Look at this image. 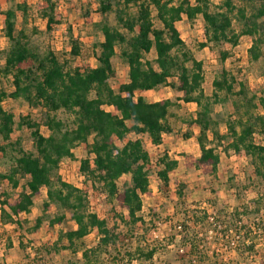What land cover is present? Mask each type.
I'll use <instances>...</instances> for the list:
<instances>
[{"label":"trees","instance_id":"16d2710c","mask_svg":"<svg viewBox=\"0 0 264 264\" xmlns=\"http://www.w3.org/2000/svg\"><path fill=\"white\" fill-rule=\"evenodd\" d=\"M238 1H257V5L247 14L234 0H222L217 10L211 9V0L193 3L190 0H97L101 19L95 26L102 40L96 41L89 54L83 56L78 42L70 38V48L65 53L71 58L93 57L95 66L83 63L71 66L65 55L59 57L52 49L40 51L32 46L26 28L16 29V10L25 14V4L0 10L4 16L3 34L8 41L7 48L0 51L4 59L0 78L9 79L12 88L7 91L0 87V159L7 167L5 172L0 171V185L6 183L17 189L20 180L27 179L15 196L0 191V223L22 228L20 215L29 213L34 198L45 189L42 213L35 218L30 231L38 229L43 220L49 227L61 224L66 215L74 223L73 227L59 231L55 240L40 246L39 250L45 251L48 258L66 250L72 258L80 253L85 264H130L134 260L139 264H154L158 249L176 241L190 248V262L191 258L203 262L210 240L223 244L221 237H226L228 230L237 236L236 252H256V232L264 235V221L246 224L243 215L256 214L264 207V192L230 208L229 221L221 217L226 207L209 199L207 203L213 207V214L201 206L190 207L181 212L180 220L169 222L173 230L177 229L175 233L167 238H152L150 242L144 234L139 236L143 237L139 244L128 249L119 240L114 224L109 227L108 221L91 209L87 190L67 182L59 172L62 159H73V149L83 144L86 156L79 159V171L114 208L121 209L116 218L132 233L145 223L141 215L142 198L150 195L151 162L143 136L155 146L161 145L164 135L181 134L186 140L194 137L198 156L183 153L180 156L186 168H195L204 175L216 174L220 152L243 154L264 190V88L252 91L246 78H239L222 65L212 79V92L207 95L202 88L203 62L186 47L177 28L183 17L193 22L201 16L205 37L199 44L201 47L222 43L236 46L242 35L248 36L251 39L248 60L253 63L262 57L264 0ZM56 7L55 0L40 1L38 15L42 26L32 27V33H50L61 23ZM109 13L113 14L114 23L109 22ZM234 19L240 24L239 31L233 27ZM117 47L127 64L128 80L115 91L108 80L115 76L111 60ZM151 50L155 52L153 62L145 59ZM219 53L222 62L229 56L226 50L219 49ZM166 85L179 93L175 99L148 100L141 94ZM6 98H21L32 107L43 108L41 123L48 134L41 133V123L29 115L16 120L13 110L3 106ZM228 102L231 112L215 110V106L225 107ZM188 103L195 104L194 115L178 116L175 110ZM58 111L69 115L70 123L58 118L55 114ZM23 126L29 130L33 150L25 149L20 138L12 140L14 129ZM177 165L178 160L165 153L158 156L154 166L162 187L168 188L169 174ZM124 175L128 176L127 180H121ZM231 180L234 178L230 177ZM185 187V183H177L179 201ZM52 208L56 213L50 216ZM94 230L98 238L94 244L87 245L85 238ZM5 245L7 250L13 247L9 237ZM19 245L23 247L21 242ZM215 251L214 254L219 252L224 256L218 249ZM104 255L110 258L108 263ZM219 263L220 260L212 264Z\"/></svg>","mask_w":264,"mask_h":264},{"label":"rangeland","instance_id":"374dc122","mask_svg":"<svg viewBox=\"0 0 264 264\" xmlns=\"http://www.w3.org/2000/svg\"><path fill=\"white\" fill-rule=\"evenodd\" d=\"M41 0H0V10H5L9 7L15 8L17 4H25L26 12L23 14L21 11L16 10V29L22 27L26 28V33L29 35V41L32 46L44 51L46 49H52L59 57L65 55V58L69 60V64L74 66L75 64H86L95 66L96 62L93 57L71 58L70 55H66L70 48V38H74L80 45L83 56L89 54L92 45L102 40V35L96 28L95 23L100 21L101 16L98 11L97 0H55L57 14L61 18V23L56 26L50 33H32V27H41L42 22L38 15V5ZM192 3L194 0H190ZM222 0H211V9L217 10V6ZM237 6H243L246 9V13L249 14L253 11V6L257 5V1L248 3L238 0H234ZM153 16L155 13L153 12ZM110 23H114V17L112 13L108 14ZM3 15H0V51L4 50L8 46V41L3 34ZM155 25L159 26V22L155 20ZM233 27L235 30H240V24L235 19L233 20ZM177 28L180 32L181 38L184 40L186 47L192 52L193 56L203 62V75L204 80L202 88L204 92L209 95L212 92V79L218 74L222 65L230 68L233 72L237 73L239 78H246V82L252 91L264 88V44L261 46L262 57L257 61L250 63L248 60L247 49L251 45V39L248 36L242 35L239 38L236 46H231L229 43H222L219 46H213L208 44L205 47H201L199 44L205 41L203 35L204 22L201 16H197L193 22L187 21L185 17L177 23ZM219 49L226 50L229 53L227 59L223 62L220 60ZM116 54L112 57V65L115 70V76L108 80L109 85L117 91L118 85L128 80V67L119 55V47L116 48ZM155 58V52L151 50L145 55V59L153 62ZM4 62L2 54H0V65ZM169 80H174L170 78ZM0 87H4L7 91H10L11 84L9 79L0 78ZM148 100H158L164 98L175 99L179 94L175 89L170 86H160L156 89L141 92ZM3 106L6 109L13 110L16 116V120L21 115H29L33 120L41 123L43 116V108L32 107L23 101L21 98L13 100L6 98L3 101ZM110 109V107H105ZM216 111L231 112V103L228 102L225 107L215 106ZM176 114L180 117H190L194 115L195 104H181V107L175 110ZM58 118L65 122L71 121V117L62 111L55 113ZM180 125L181 122L177 121ZM185 126L183 127V130ZM224 129V128H222ZM197 132V128L193 129ZM41 133L47 135V128L41 123ZM12 140L16 138L21 139V144L25 149H32V140L29 135V130L26 127H16L11 135ZM144 147L150 157V174H149V187L150 195L144 196L143 208L141 215L143 216L145 223L137 226L133 229V233L128 231L122 222L116 218L117 212H121L118 207H113L104 196L94 186H91L90 182H87L84 176L79 171V159L86 156L85 147L83 144L73 149L74 158H65L59 164V172L64 180L67 182L84 188L87 190L88 199L91 209L98 213L101 218H105L108 221L109 227H112L115 232H118L119 240L123 242L128 249H132L139 241H142L144 234H146L148 242L155 237L167 238L176 232L169 225L182 218L181 212L193 206H201L206 208L210 214L214 213L213 207L208 205L207 200H217L221 205L226 207L225 212L222 213V218L230 220L228 212L230 208L238 206L240 202H249L251 198H254L262 190V186L256 182L257 178L253 173L252 166L249 163L248 158L243 155H236L233 153L220 152V161L217 167L215 175H204L195 168H186L183 163V158L180 154H190L198 156L199 150L194 137L184 139L181 134L164 135L161 145L155 146L146 137H142ZM261 142L260 139H257ZM264 142V140H263ZM117 145H121L122 142L117 141ZM167 154L168 157L178 160V165L175 170L169 174L168 188H164L161 185L155 171L156 167L154 163L158 156ZM6 163L0 159V171H6ZM230 177L234 180L230 181ZM128 176H123L121 180H127ZM26 178L20 180V186L17 189H11L6 183L0 185V191H7L12 196H15L18 191L26 182ZM185 183L183 199L178 200L176 189L177 183ZM45 199V189H42L41 194L34 198V203L30 207L29 213H22L20 220H22V228H17L15 224L2 225L0 223V263L1 264H85L78 253L75 257L66 250H61L59 254H52L53 258H48L45 251L39 250L45 242L49 240H55L56 234L59 231H65L74 226V223L66 215L61 224H55L53 227H49L46 220H43L42 224L35 231H30L35 218L42 213V202ZM184 212V211H183ZM56 213V209L52 208L49 212L50 216ZM125 216V213H124ZM220 217V218H221ZM264 221V207L256 214L243 215V222L246 224L253 222L260 224ZM211 228V234H213ZM256 252L253 255H258V251L261 247H264V235L259 231L256 232ZM226 235H231L227 231ZM10 238L12 242V248L6 249V240ZM98 233L94 230L85 238L87 245H92L96 242ZM233 238V237H232ZM226 238L221 237L223 241L222 245H218L217 242L210 240L206 249V256L203 258V262H190L188 258L189 247L180 244L179 242H173L165 247V249H158L153 259L154 264H212L219 261V264H231V258L235 254L231 249L224 248ZM19 242L23 244V247L19 245ZM228 245V244H227ZM180 246H184L182 252L178 251ZM201 248L199 247L198 250ZM218 249L223 253L214 254ZM38 250V251H37ZM248 257V254L244 255ZM68 258H72L69 260ZM105 263L109 262V257L104 255ZM233 261V260H232ZM246 261H242L244 263ZM130 264H139L134 260ZM244 264H247L244 263Z\"/></svg>","mask_w":264,"mask_h":264},{"label":"crops","instance_id":"0c3cea01","mask_svg":"<svg viewBox=\"0 0 264 264\" xmlns=\"http://www.w3.org/2000/svg\"><path fill=\"white\" fill-rule=\"evenodd\" d=\"M164 137V136H163ZM248 254V257H244V255ZM231 260V264H264V247H261L258 251V255H253V253L244 252L241 253L240 251L236 252ZM233 260V261H232ZM242 261H246L242 263Z\"/></svg>","mask_w":264,"mask_h":264},{"label":"built area","instance_id":"2783aa9c","mask_svg":"<svg viewBox=\"0 0 264 264\" xmlns=\"http://www.w3.org/2000/svg\"><path fill=\"white\" fill-rule=\"evenodd\" d=\"M179 228V227H178ZM229 231V233H231V235L229 236V235H226V240H225V245H223V246H225L224 248H226V246L228 247V248H230L231 249V251L233 252V253H236V251H235V246H236V241H237V236H235L234 235V233H233V231L232 230H228ZM233 237V238H232ZM228 244V245H227ZM222 245V244H221ZM183 249H184V246H180L179 248H178V251L179 252H182L183 251ZM191 261H192V263H194V262H196L197 260H196V258H191Z\"/></svg>","mask_w":264,"mask_h":264}]
</instances>
